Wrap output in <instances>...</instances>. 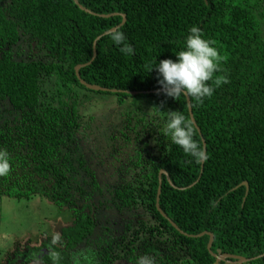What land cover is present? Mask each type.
<instances>
[{"label": "trees", "instance_id": "1", "mask_svg": "<svg viewBox=\"0 0 264 264\" xmlns=\"http://www.w3.org/2000/svg\"><path fill=\"white\" fill-rule=\"evenodd\" d=\"M77 3L83 9L73 0H0V148L11 162L0 197L37 195L74 211L57 235L15 246L11 260L52 264L57 251L59 264H136L141 255L215 264L220 254L264 264V0ZM122 15L130 56L103 34ZM193 25L222 57L214 79L228 83L209 81L212 96L188 105L159 92L158 74L146 69L174 60ZM111 98V114L86 112ZM168 110L191 122L206 161L160 134ZM201 232L213 235L210 252ZM77 243L87 249L71 259ZM227 261L237 259L217 264Z\"/></svg>", "mask_w": 264, "mask_h": 264}, {"label": "clouds", "instance_id": "2", "mask_svg": "<svg viewBox=\"0 0 264 264\" xmlns=\"http://www.w3.org/2000/svg\"><path fill=\"white\" fill-rule=\"evenodd\" d=\"M108 35L113 44L118 47L120 53L125 56L133 54V47L128 43L123 31L115 28ZM175 57L174 60L164 58L159 62L154 59L147 66L146 72L154 69L158 74V91L174 100L185 96L194 98L197 103L211 97L214 88L208 82L213 81L214 73L219 71L222 57L218 54L212 42L202 36L201 29L198 26L193 25L188 29L183 48L175 53ZM227 83L226 76L214 79L216 87ZM154 107L156 111H160L158 107ZM160 134L168 138L170 145L177 146L193 160L202 162L208 159L206 147L194 138V128L181 112L168 110L167 120ZM10 170V155L6 149L0 148V177H6ZM59 239L58 236H53L52 244H56ZM50 258L52 264H59L60 254L57 251H51ZM229 263L237 264L236 261ZM136 264H155V261L151 256L141 255L137 258Z\"/></svg>", "mask_w": 264, "mask_h": 264}, {"label": "rangeland", "instance_id": "3", "mask_svg": "<svg viewBox=\"0 0 264 264\" xmlns=\"http://www.w3.org/2000/svg\"><path fill=\"white\" fill-rule=\"evenodd\" d=\"M130 101V98H125V102ZM90 105L87 107V113L106 111V114H111L117 106V98L91 101ZM73 212L62 204H52L37 195L27 199L0 197V264H42L24 254L23 263V259H19L20 256L13 262L11 258L15 254L14 247L25 251L28 246L32 248V245H39L46 237L57 235L59 230L71 221ZM26 253L31 255L28 251Z\"/></svg>", "mask_w": 264, "mask_h": 264}, {"label": "water", "instance_id": "4", "mask_svg": "<svg viewBox=\"0 0 264 264\" xmlns=\"http://www.w3.org/2000/svg\"><path fill=\"white\" fill-rule=\"evenodd\" d=\"M75 2V4H77L81 9H83V7H81L78 3H77V0H73ZM126 18H125V15H122V20L121 22L117 25V26H114L113 28H110L109 30L105 31L103 34H106V33H109L112 29H115V28H118V26H120L121 24H123L125 22ZM98 39V37L96 38ZM95 41L94 40V43H93V46L95 44ZM81 65H77L75 67V71H76V74L78 73V69L80 68ZM83 85H85L87 88L89 89H93V90H105L104 88L98 86V85H90V84H87L85 82H81ZM186 100H187V103L189 105V101H188V98L186 97ZM163 171H160L159 174H158V177L160 178V175ZM164 173V172H163ZM167 180L168 177H167ZM159 193V186H158V189H157V194ZM204 234H208L209 235V240H208V243H207V249L209 250L210 252V247H211V243H212V240H213V235L209 232H201L200 234H198L199 236H202ZM216 256L217 259H220V258H225V257H233V258H236L237 261L236 263L240 264L242 262H245L246 261V258L244 257H240V256H236V255H229V254H221V255H214Z\"/></svg>", "mask_w": 264, "mask_h": 264}, {"label": "flooded vegetation", "instance_id": "5", "mask_svg": "<svg viewBox=\"0 0 264 264\" xmlns=\"http://www.w3.org/2000/svg\"><path fill=\"white\" fill-rule=\"evenodd\" d=\"M86 249L87 247L83 243H77L76 246L68 250L69 257L71 259L77 258V256H79L83 251H86Z\"/></svg>", "mask_w": 264, "mask_h": 264}]
</instances>
